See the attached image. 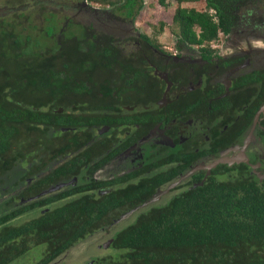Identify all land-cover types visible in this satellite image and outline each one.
Wrapping results in <instances>:
<instances>
[{"label": "trees", "instance_id": "obj_1", "mask_svg": "<svg viewBox=\"0 0 264 264\" xmlns=\"http://www.w3.org/2000/svg\"><path fill=\"white\" fill-rule=\"evenodd\" d=\"M122 1L116 10L126 17L140 7L137 0ZM202 1L204 11L177 7L173 12L183 43H208L243 22L261 27L257 16H264V0ZM157 4L164 7L166 0ZM49 22L43 35L48 41L54 31ZM61 36L57 48L36 51L10 19H0V264L40 245L44 252L35 264L52 263L77 242L147 204L156 185L180 172L169 169L125 185L122 179L102 184L90 178L115 150L102 144V151L91 152L99 146L89 144L92 132L121 122L122 116L99 114L97 105L86 113L81 97L109 89L99 101L112 108L117 99L108 96L122 85L112 84L113 89L93 81L86 86L78 42ZM90 62L87 68H95V58ZM85 166L90 168L83 174ZM73 178L75 184L58 187ZM101 186L110 190L99 195ZM27 215L33 216L17 223ZM110 247L119 254L86 264H264V181L245 176L188 183L183 191L138 210L110 236Z\"/></svg>", "mask_w": 264, "mask_h": 264}, {"label": "flooded vegetation", "instance_id": "obj_2", "mask_svg": "<svg viewBox=\"0 0 264 264\" xmlns=\"http://www.w3.org/2000/svg\"><path fill=\"white\" fill-rule=\"evenodd\" d=\"M34 3L37 8L39 1ZM73 4L74 12L62 15L63 25L72 17L85 16L93 27L91 32L82 29L80 38L77 34L65 38L83 42L79 51L86 67L85 85L93 81L113 89L112 84L122 85L108 96L117 99L112 108L99 101L109 89L81 97L86 113L97 105L99 114L122 116L121 122L114 120L112 126L92 132L89 144L99 146L91 152L102 151V144L115 150L90 178L102 184L122 179L125 185L180 169L169 183L155 186L148 203L158 195L183 191L188 183L201 185L210 177L264 181V16L256 15L261 27L239 23L201 45L181 42L177 30L169 49L152 43L150 36L130 26V21L113 17L109 10L100 11L82 1ZM61 33L57 32V45ZM220 38L221 43L210 44ZM91 58L96 66L88 69L94 63ZM89 168L85 166L82 173ZM137 173H141L138 178L132 177ZM75 183L73 178L58 187ZM109 190L101 186L96 192L103 195ZM131 213L113 221L104 232Z\"/></svg>", "mask_w": 264, "mask_h": 264}, {"label": "rangeland", "instance_id": "obj_3", "mask_svg": "<svg viewBox=\"0 0 264 264\" xmlns=\"http://www.w3.org/2000/svg\"><path fill=\"white\" fill-rule=\"evenodd\" d=\"M34 1H39V5L36 6L37 8L34 7ZM76 1H82L83 4L100 11L109 10L113 17H118L120 21L125 23L130 21V26L150 36L152 43L169 49L172 48L177 31L176 25L172 23L174 10L180 7L194 9L198 12L204 11V3L202 0L194 3L186 0L181 3H177L176 0H166L164 7H160L157 4V0H137L138 5L136 6L140 7L137 8L138 10L133 11L131 17H126L123 10H116V7L118 8L123 3L122 0H0V19H10V22L14 24L15 29H17L22 36L30 37V42L32 43L31 49L39 51L45 47L57 48L56 35L59 30H62V33H66L67 36L77 34L78 38L82 37V29L85 27L88 28L89 32H91L90 29L93 30L92 25L85 16L72 17L73 19L67 26L63 25V13L68 14L71 12L72 14L75 9L73 8V3ZM106 1L113 2L114 5L111 6L106 4ZM49 21L54 22V31L52 37H50L51 40L48 41L43 35H46L45 33L48 32V27L50 28ZM94 23L96 24L97 21H94ZM76 24L82 25V29L76 26ZM107 26L108 25L103 24V27ZM193 32L197 34L199 31L196 27H193ZM220 39L210 44H219L222 42L223 38ZM78 44L81 49L83 47V42ZM64 53L67 54V51H64ZM98 175L99 173L96 174V176ZM170 186L172 187L174 184ZM168 196L170 195H158L152 202L133 211L118 225L110 228L108 232H104V230L96 232L84 240L77 242V244L69 248L50 264H86L92 262L94 259L113 258L115 255L119 254V251L110 247V236L119 228L127 225L138 210L148 205L161 202L168 198ZM32 216L33 215H27L19 219L17 223L27 220ZM43 252L44 246L42 245L31 247L26 253L9 264H35L41 258Z\"/></svg>", "mask_w": 264, "mask_h": 264}, {"label": "water", "instance_id": "obj_4", "mask_svg": "<svg viewBox=\"0 0 264 264\" xmlns=\"http://www.w3.org/2000/svg\"><path fill=\"white\" fill-rule=\"evenodd\" d=\"M131 213V212H130ZM109 243H110V241H109ZM108 244V243H107Z\"/></svg>", "mask_w": 264, "mask_h": 264}]
</instances>
